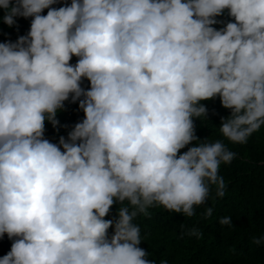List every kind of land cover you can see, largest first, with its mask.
<instances>
[{"label": "clouds", "instance_id": "clouds-1", "mask_svg": "<svg viewBox=\"0 0 264 264\" xmlns=\"http://www.w3.org/2000/svg\"><path fill=\"white\" fill-rule=\"evenodd\" d=\"M0 10L10 28L31 18L27 34L0 42V240L11 241L0 264H157L138 218L160 207L193 217L213 186L223 198L220 166L236 157L224 140L246 144L264 126V0H0ZM217 98L230 110L224 139H201L202 102ZM65 102L84 118L57 144L45 125L60 126Z\"/></svg>", "mask_w": 264, "mask_h": 264}, {"label": "trees", "instance_id": "trees-1", "mask_svg": "<svg viewBox=\"0 0 264 264\" xmlns=\"http://www.w3.org/2000/svg\"><path fill=\"white\" fill-rule=\"evenodd\" d=\"M70 3V0H69ZM56 7L62 5H55ZM47 13L45 10L44 14ZM3 10H0V16ZM17 25L9 27L0 21V42L17 40L27 34L31 18L17 17ZM217 19L227 20V14ZM222 25H215L220 28ZM77 57H73L75 64ZM83 87L90 84L85 80ZM209 109L208 120L202 123L195 120L196 134L201 138L210 137L212 141L224 139L219 131L220 118L230 114V110L221 106L219 98L203 101ZM65 110L58 113L60 126L54 128L46 122L45 136L53 143H59L61 135L67 137L68 131L84 118V113L76 104L65 102ZM64 125H68L67 128ZM224 143L236 153L230 164H221L219 173L226 182L225 196L215 197L213 186L206 205L195 207L196 215L186 217L183 214L169 212L164 208H150V218L141 216L137 222L141 227L140 247L151 253L149 259H166L168 264H264V243L256 245L253 237L264 236V126L254 133L246 144ZM186 151V149L181 150ZM212 197H215L213 199ZM118 205L111 212L116 213ZM205 207L213 208L210 218H202ZM231 217L232 224L221 225L220 218ZM111 219L112 216L106 217ZM181 225H184L182 228ZM196 227L202 232V238L184 234L187 229ZM113 229H109L111 233ZM11 249V241L5 234L0 240V257Z\"/></svg>", "mask_w": 264, "mask_h": 264}]
</instances>
